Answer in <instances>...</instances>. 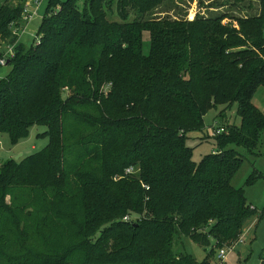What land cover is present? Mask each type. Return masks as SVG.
I'll return each mask as SVG.
<instances>
[{
  "label": "trees",
  "instance_id": "trees-1",
  "mask_svg": "<svg viewBox=\"0 0 264 264\" xmlns=\"http://www.w3.org/2000/svg\"><path fill=\"white\" fill-rule=\"evenodd\" d=\"M25 1L0 0V46H14L0 136L14 144L42 126L48 143L0 167V264H211L255 215L231 181L236 149L254 153L264 134L252 103L264 0L256 15L192 20L155 17L172 0H48L30 46L10 31ZM210 111L220 123L205 127ZM216 127L225 132L205 133ZM190 133L216 151L195 163ZM183 238L202 261L179 250Z\"/></svg>",
  "mask_w": 264,
  "mask_h": 264
},
{
  "label": "rangeland",
  "instance_id": "rangeland-1",
  "mask_svg": "<svg viewBox=\"0 0 264 264\" xmlns=\"http://www.w3.org/2000/svg\"><path fill=\"white\" fill-rule=\"evenodd\" d=\"M66 1V0H60ZM245 2L239 3L238 5H231L233 3L232 0H172L171 4H168V9L160 8L156 12L155 17L166 16L173 19H185L192 20L196 15L209 17V16H217L219 14H229L231 16H248V15H256L259 10L258 0H244ZM48 0H45L42 3L40 8L41 13H43L44 8ZM78 3L81 4V0H78ZM249 6L252 9H249ZM168 11V12H165ZM227 22L224 20L223 23ZM40 24V19H36L33 23L29 24L25 27L23 33L18 35L19 42L30 46L34 42V37L36 30ZM235 24V23H234ZM20 36V37H19ZM3 48L1 45L0 49ZM149 50V39L148 35L144 34L143 36V53L146 55ZM9 68L0 67V78L3 77V74L7 73ZM253 105L264 114V87L259 88L252 99ZM217 112L210 111L204 117L205 127H209L212 124H219V120L216 118ZM228 119V123L231 124L233 121L236 125H238V118H236V107L233 108L231 112L226 114ZM46 131L45 127L42 126H33L26 137L20 139L16 143H11L7 134H2L0 136V167L1 165L9 160L17 158L21 155L17 160H20L22 157H26L32 155L34 153L42 150L48 143V139L43 136H37L38 134H42ZM205 133L210 134L211 129H208V132ZM201 136L204 134L201 133H190L186 140V145L189 148L193 149V157L192 160L195 163H198L205 155L211 154L216 151V147L214 145V141L212 138L208 140L201 141ZM243 157L244 161L233 177L231 181V185L234 188H243L244 196L246 198L247 203L251 208L255 209V215L250 217L252 224L250 227V232L247 237L245 236V229H243V237L245 239H241V242L238 243L237 246H243L244 249L241 254L247 251V256L244 259H239L238 255L233 253L232 251L229 253L228 264H259L258 257L262 250H264V134L261 136V143L254 151V153L249 154L245 150L240 148L236 149ZM257 172L261 174L262 178L256 179L254 183L246 186L245 183L251 175H255ZM135 217L131 215V217ZM182 246H180L179 250L181 252L192 255L198 262L202 261L205 257V252L202 248L198 247L191 241L183 238ZM236 246V247H237ZM211 247L207 248L206 251H209ZM233 253V254H232ZM218 250H216L215 254V263L222 264L217 259ZM226 262V259L225 261ZM223 262V263H224Z\"/></svg>",
  "mask_w": 264,
  "mask_h": 264
},
{
  "label": "built area",
  "instance_id": "built-area-1",
  "mask_svg": "<svg viewBox=\"0 0 264 264\" xmlns=\"http://www.w3.org/2000/svg\"><path fill=\"white\" fill-rule=\"evenodd\" d=\"M45 0H26L23 5V10L21 14V23L19 26H11L10 31L11 34L16 36L18 38V35L24 32L25 27L29 24L33 23L36 19L42 18V13L40 11V8L42 6V3ZM20 37V36H19ZM1 47V46H0ZM13 47L14 46H4L0 49L2 51V57L0 59V67H6L8 60L13 56ZM225 129L223 127H216L215 129H211V136H217L221 133H224ZM132 172V169H126L125 174H130ZM147 189L146 187H144ZM131 218L129 216H125L123 218L124 222H131ZM242 237L239 239V241L229 247L222 248L218 251L217 259L220 261V263H223L225 259L227 258L228 253H230L235 246L238 245L239 242H241Z\"/></svg>",
  "mask_w": 264,
  "mask_h": 264
},
{
  "label": "crops",
  "instance_id": "crops-1",
  "mask_svg": "<svg viewBox=\"0 0 264 264\" xmlns=\"http://www.w3.org/2000/svg\"><path fill=\"white\" fill-rule=\"evenodd\" d=\"M3 68H7V67H3ZM6 74V73H5ZM3 76H4V74H3ZM251 224H252V221H251V219L250 220H248L247 221V223L245 224V226H244V229H245V236L244 237H247L248 236V234H249V232H250V227H251ZM243 236H242V238L243 239H245ZM243 249H244V247L243 246H235V248L232 250V252L235 254H237L238 255V257H239V259L241 260V259H244L246 256H247V251H245V253H243V254H241V252L243 251ZM232 253V254H233ZM230 254L228 253V256H229ZM215 259V258H214ZM212 260V262H211V264H216L215 262V260ZM228 262V257L226 258V262H224V263H222V264H228L227 263Z\"/></svg>",
  "mask_w": 264,
  "mask_h": 264
},
{
  "label": "water",
  "instance_id": "water-1",
  "mask_svg": "<svg viewBox=\"0 0 264 264\" xmlns=\"http://www.w3.org/2000/svg\"><path fill=\"white\" fill-rule=\"evenodd\" d=\"M21 155H19L17 158H15V160H17L19 157H20ZM117 223H119L120 221L119 220H117L116 221Z\"/></svg>",
  "mask_w": 264,
  "mask_h": 264
}]
</instances>
